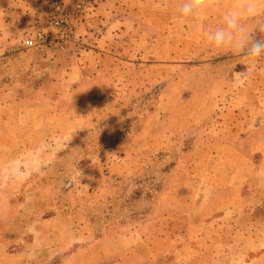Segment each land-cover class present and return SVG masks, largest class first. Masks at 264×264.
<instances>
[{
	"label": "rangeland",
	"instance_id": "1",
	"mask_svg": "<svg viewBox=\"0 0 264 264\" xmlns=\"http://www.w3.org/2000/svg\"><path fill=\"white\" fill-rule=\"evenodd\" d=\"M180 2L0 0V264H10L9 250L31 243L32 236L19 235L33 224L35 196L23 209L26 219L5 220V179H19L13 168L21 165L26 177L32 167L41 171L35 175L42 176L46 211L54 198L65 211L67 203L76 202L74 212L89 215L99 233L113 231L120 221L135 226L141 234L128 264H163L164 255L171 263L181 246L186 260L195 255L191 248L197 250L194 264H248L245 260L264 248V58L238 85L236 74L245 71L242 55L213 48L205 38L223 24L227 11L239 10L249 31L256 20L245 11L248 0H224L198 20L179 22ZM56 3L70 9L66 31L50 26ZM256 5L264 18V0ZM255 35L264 38V32ZM6 39L25 53L21 67L34 53L51 55L57 91L64 95L73 85L64 72L69 55L87 65L89 112L101 116L91 134L74 142L51 141L52 148L49 140L42 146L20 141L15 160L5 157ZM30 40L37 45L28 46ZM258 150L263 152L254 155ZM106 198L113 201L109 208ZM65 225L61 221L59 232L47 231L42 241L60 239L65 247ZM17 238L20 244L12 243ZM113 243L111 236L75 264H112ZM27 261L35 264L33 255Z\"/></svg>",
	"mask_w": 264,
	"mask_h": 264
},
{
	"label": "crops",
	"instance_id": "2",
	"mask_svg": "<svg viewBox=\"0 0 264 264\" xmlns=\"http://www.w3.org/2000/svg\"><path fill=\"white\" fill-rule=\"evenodd\" d=\"M12 44H14L12 40H5V61L7 64H5V83L2 85L5 87V157H10L11 161L15 160V156L17 157L20 153V141H33L42 146L43 143L46 144V140H49V147L52 148L51 141L68 140L74 142L91 134L92 125L100 124L101 116L95 117L89 112L93 105L88 92L85 90L86 83L84 80L87 65H81L83 62H80L75 53L69 55L70 64L64 68V72L68 80L73 82V85L69 92L64 95L57 91L58 86L56 85L59 81L56 82L53 78L54 69L51 66L54 64V59L51 55L34 53V59L28 65L24 64L21 67L19 60H23L26 55L17 51L19 47H13ZM102 55L104 54H100V56ZM75 60H79V63ZM10 61L15 62L11 63ZM14 64L18 67H15ZM103 70L100 64V71L103 72ZM63 96H65V100H63ZM115 136H117L116 133L108 137L107 140L115 138ZM127 138L120 139L125 140ZM21 152L23 153V151ZM260 152L263 151L258 150L253 154L258 155L261 154ZM43 153V155H47L44 151ZM13 169L19 175V179L13 181L15 178L13 175H8L5 179V220L26 219L27 214L23 209L30 202L31 196H35V201H33L34 211L29 217L33 220V224L23 226L19 235V237L32 236L31 243L12 252L9 250L5 253L6 261L10 264H29L27 260L30 255H33L35 264H51L57 258H62V264H75L77 261H83V257L88 252L105 245L111 236H113L114 241V255L109 257L108 261L112 264H128L133 259L130 253L137 247L138 240L136 237L141 234L135 226L133 227L131 223H125L127 220L120 221L119 226L113 231L99 233L90 222L89 215L74 212L76 202L67 203L69 207L67 208L68 211H65L64 207L56 206L59 203L54 198L47 203L49 204V211H46L43 209L41 197L42 176L35 175L36 172L40 173L41 171L32 167L28 177H26L22 165ZM22 176L24 179L20 180ZM36 187L40 189H35ZM29 190H34L33 194H29ZM102 201L107 208L113 203L112 199L109 198ZM96 204L102 205L101 202ZM249 216H253V214L250 213ZM77 219L80 221L76 225ZM61 221H65L66 224L64 232L65 236L69 238L67 245L63 247V240L60 239L58 242L48 243L46 241L44 243L42 241L43 235H46V232L51 231V229L56 230V228V231L59 232L58 229L60 228L58 227ZM5 231H8L7 228ZM89 240L90 242L87 243ZM20 241L21 239L17 238L12 243L20 244ZM119 241L124 243L123 248L120 247ZM229 244L232 245V242ZM249 246L247 247L248 258L252 251ZM182 247L176 249L171 263H169V258L164 255L163 264H194L196 259L198 260L197 250L191 248V253L195 255H191V258L186 260L183 257L186 248ZM257 250L259 254L253 259L245 260V263L264 264V248ZM68 251L74 252L68 256H63ZM42 254H48V258L43 260Z\"/></svg>",
	"mask_w": 264,
	"mask_h": 264
},
{
	"label": "clouds",
	"instance_id": "3",
	"mask_svg": "<svg viewBox=\"0 0 264 264\" xmlns=\"http://www.w3.org/2000/svg\"><path fill=\"white\" fill-rule=\"evenodd\" d=\"M224 0H181L175 19L179 22L200 19L210 11L220 8ZM245 11L256 20V27L249 31L242 23L239 10L227 11L223 15V24L206 33L209 46L217 49L235 50L245 61V71L237 73L234 82L238 85L250 79L255 72L257 62L264 58V38H257V31L264 32V18L258 11L256 0H248Z\"/></svg>",
	"mask_w": 264,
	"mask_h": 264
},
{
	"label": "built area",
	"instance_id": "4",
	"mask_svg": "<svg viewBox=\"0 0 264 264\" xmlns=\"http://www.w3.org/2000/svg\"><path fill=\"white\" fill-rule=\"evenodd\" d=\"M86 1L90 2L91 0H86ZM77 8H81V7H77ZM71 18L72 15L70 13L69 8L63 7L61 4H57V3L51 7L49 23L50 26L55 28L56 30L66 31L71 25V21H70ZM26 44L30 47H34L37 45L34 40L27 41Z\"/></svg>",
	"mask_w": 264,
	"mask_h": 264
}]
</instances>
